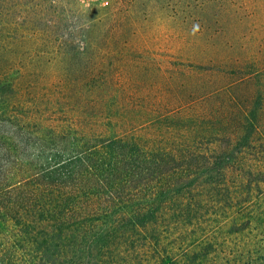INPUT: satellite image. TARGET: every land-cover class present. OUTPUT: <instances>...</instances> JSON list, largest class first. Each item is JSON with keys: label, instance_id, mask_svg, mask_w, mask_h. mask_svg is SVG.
<instances>
[{"label": "trees", "instance_id": "trees-1", "mask_svg": "<svg viewBox=\"0 0 264 264\" xmlns=\"http://www.w3.org/2000/svg\"><path fill=\"white\" fill-rule=\"evenodd\" d=\"M107 3L0 0V264H264L255 111L238 133L162 97ZM260 221L259 249L223 236Z\"/></svg>", "mask_w": 264, "mask_h": 264}, {"label": "rangeland", "instance_id": "rangeland-1", "mask_svg": "<svg viewBox=\"0 0 264 264\" xmlns=\"http://www.w3.org/2000/svg\"><path fill=\"white\" fill-rule=\"evenodd\" d=\"M106 1L112 47L120 39L124 55L139 51L151 74L156 63L171 66L162 97L191 101L192 113H207L219 119V129L238 133L242 114L255 111L258 130L250 143H264V0H77L83 8ZM252 157L253 169L264 171V155ZM261 224L223 236L233 247L253 251L261 246Z\"/></svg>", "mask_w": 264, "mask_h": 264}]
</instances>
